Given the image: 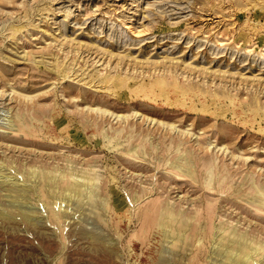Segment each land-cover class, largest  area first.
Segmentation results:
<instances>
[{"label": "rangeland", "instance_id": "1", "mask_svg": "<svg viewBox=\"0 0 264 264\" xmlns=\"http://www.w3.org/2000/svg\"><path fill=\"white\" fill-rule=\"evenodd\" d=\"M0 264H264V0H0Z\"/></svg>", "mask_w": 264, "mask_h": 264}, {"label": "bare ground", "instance_id": "2", "mask_svg": "<svg viewBox=\"0 0 264 264\" xmlns=\"http://www.w3.org/2000/svg\"><path fill=\"white\" fill-rule=\"evenodd\" d=\"M163 85H165V84H163ZM119 116H120V115H119ZM179 171H180V170H179ZM6 180H7V179H6ZM21 181H22V180H21ZM70 186H71V185H70ZM72 187H73V186H72ZM75 187H76V186H75ZM70 188H71V187H70ZM73 188H74V187H73ZM76 188H77V187H76ZM76 188H75V189H76ZM174 214H175V213H174ZM167 217H168V216H167ZM164 219H165V218H164ZM164 219H163V220H164ZM167 219H168V218H167ZM159 220H160V219H159ZM161 220H162V219H161ZM163 220H162V221H163ZM174 220H175V217H174ZM174 220H173V221H174ZM164 221H165V220H164ZM164 223H165V222H164ZM169 223H170V222H169ZM171 224H172V222H171ZM161 225H162V224H161ZM168 226H169V225H168ZM182 228H183V227H182ZM214 235H215V234H214ZM218 235H219V234H218ZM220 237H221V236H220ZM218 239H219V237H218ZM221 239H222V238H221ZM219 240H220V239H219ZM216 241H217V240H216ZM219 242H220V241H219ZM235 242H236V241H235ZM242 243H243V242H242ZM227 247H228V246H227ZM237 249H238V248H237ZM237 249H236V250H237ZM241 250H242V249H241ZM224 251H226V249H225ZM234 252H235V251H234ZM238 252H239V251H238ZM255 252H256V251H255ZM239 253H240V252H239ZM238 256H239V255H238ZM248 256H249V255H248ZM250 257H251V256H250ZM244 258H245V257H244ZM257 258H258V257H257ZM231 259H232V258H231ZM248 260H249V259H248ZM231 261H232V260H231ZM250 262H251V261H250Z\"/></svg>", "mask_w": 264, "mask_h": 264}]
</instances>
